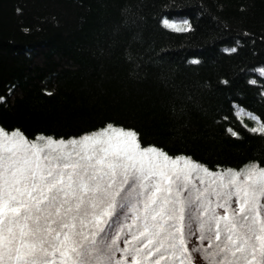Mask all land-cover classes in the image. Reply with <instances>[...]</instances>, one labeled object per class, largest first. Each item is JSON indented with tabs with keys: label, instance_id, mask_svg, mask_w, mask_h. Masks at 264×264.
<instances>
[{
	"label": "trees",
	"instance_id": "1",
	"mask_svg": "<svg viewBox=\"0 0 264 264\" xmlns=\"http://www.w3.org/2000/svg\"><path fill=\"white\" fill-rule=\"evenodd\" d=\"M259 69L264 0H0V126L29 138L113 122L211 170L264 167Z\"/></svg>",
	"mask_w": 264,
	"mask_h": 264
},
{
	"label": "snow or ice",
	"instance_id": "2",
	"mask_svg": "<svg viewBox=\"0 0 264 264\" xmlns=\"http://www.w3.org/2000/svg\"><path fill=\"white\" fill-rule=\"evenodd\" d=\"M194 254L264 264L258 162L211 170L113 122L69 138L0 126V264H195Z\"/></svg>",
	"mask_w": 264,
	"mask_h": 264
}]
</instances>
